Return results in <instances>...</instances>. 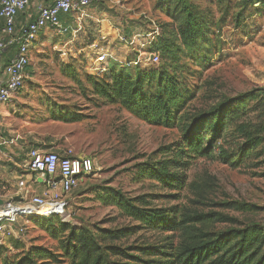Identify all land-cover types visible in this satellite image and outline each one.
Instances as JSON below:
<instances>
[{
    "label": "rangeland",
    "instance_id": "rangeland-1",
    "mask_svg": "<svg viewBox=\"0 0 264 264\" xmlns=\"http://www.w3.org/2000/svg\"><path fill=\"white\" fill-rule=\"evenodd\" d=\"M190 18L192 24L201 22L199 32L193 40H185L177 25ZM67 24L64 33L52 29L39 33L29 49L23 86L0 116V178L7 180L8 187L15 183L12 171L24 173L22 164L31 147L91 157L94 173L66 194V214L59 217L91 233L135 224L106 201L107 187L129 197L158 194L150 199L154 207L187 205L193 197L187 187L177 191L140 175L141 164L177 159L176 152L183 149L179 130L148 124L104 102L92 92L89 75H110L111 71L132 77L148 72H155L156 77L160 72L172 74L195 92L194 108L205 112L223 99L249 92L264 95V0L254 4L248 0H91ZM162 24L165 34L159 44L166 48L157 53V62H149L145 51ZM98 54H105L106 62L99 63ZM66 114L79 120L63 122ZM256 117L250 102L241 121L256 122ZM237 124L228 125L217 142L233 156L243 142ZM212 154L184 155L185 166L178 172L187 183L209 174L213 185L207 204L235 201L256 206L259 209L253 212L214 208L243 223L264 224V141L237 166L224 163L217 149ZM26 187L40 186L28 182ZM22 225L19 235L0 246V262L35 246L56 249L57 243L44 229L51 225L46 219H30ZM164 235L142 229L127 242L156 244Z\"/></svg>",
    "mask_w": 264,
    "mask_h": 264
},
{
    "label": "trees",
    "instance_id": "trees-1",
    "mask_svg": "<svg viewBox=\"0 0 264 264\" xmlns=\"http://www.w3.org/2000/svg\"><path fill=\"white\" fill-rule=\"evenodd\" d=\"M192 20L185 19L177 25L178 34L185 40H193L198 35L201 22L192 24ZM163 28L162 24L160 34L145 52L157 54L165 50L166 47L159 44L164 39ZM216 37L221 38L220 34ZM109 74L89 75L95 95L148 124L179 130L183 149L176 152L177 159L141 164L140 175L177 191L187 187L193 197L188 198L187 205L179 207L176 204L166 209L151 205L150 199L158 194L129 197L120 189L107 187L106 201L133 220L134 225L99 228L91 233L61 222L59 216L53 215L45 218L51 225L44 229L57 243L54 251L35 246L0 264H264V224L240 222L214 207L239 212H253L259 208L235 201L207 204L213 185L210 175L187 183L186 177L178 172L185 166L184 155L188 158L212 157L214 149L224 163L232 166L246 159L264 141V95L249 92L223 99L213 110L205 112L194 108L195 92L187 90L172 74L160 72L157 77L155 72L134 77L112 71ZM250 102L257 111L256 122L241 121ZM61 120L76 121L79 116L66 114ZM235 121L238 122L236 131L243 138L237 156L217 145L227 126ZM203 206L210 208L201 209ZM219 225L230 226L220 229ZM142 229L166 235L156 244H128L127 240ZM122 240L124 244H116Z\"/></svg>",
    "mask_w": 264,
    "mask_h": 264
},
{
    "label": "built area",
    "instance_id": "built-area-1",
    "mask_svg": "<svg viewBox=\"0 0 264 264\" xmlns=\"http://www.w3.org/2000/svg\"><path fill=\"white\" fill-rule=\"evenodd\" d=\"M30 0H0V53L15 48L14 53L3 66L0 79V105L13 99L21 89L29 66V49L38 39L39 33L46 29L58 33L67 31L60 24V15L83 12L91 0H52V3L38 8L37 16L22 26H16V16L29 7ZM94 46V45H90ZM105 54H98L99 63L106 62ZM149 62H157L158 55L148 53ZM138 63V62H136ZM2 142H0V145ZM24 173L32 183L43 187L41 193L25 191L21 200H3L0 189V244L10 237L19 235L25 223L31 218H49L53 215L63 217L68 205L66 194L94 173L95 164L89 156H75L70 150L62 154L31 147L27 150L22 164ZM17 185L26 186L21 177Z\"/></svg>",
    "mask_w": 264,
    "mask_h": 264
},
{
    "label": "crops",
    "instance_id": "crops-1",
    "mask_svg": "<svg viewBox=\"0 0 264 264\" xmlns=\"http://www.w3.org/2000/svg\"><path fill=\"white\" fill-rule=\"evenodd\" d=\"M51 3H52V0H30L29 7L24 12H22L16 16V20H15L16 26H22V25H25L28 22L32 21L37 16L39 7L46 6V5H49ZM72 16H73V14H68V15L61 14L60 15V24L62 25V27H65L68 30L69 27H68L67 22L70 19H72ZM0 24H1V20H0ZM47 30L48 29L43 30L40 34L45 33V31H47ZM52 31H54V30H52ZM14 51H15V48H10V49L4 50L3 52L0 53V79L2 78L3 66L9 60V58L12 56ZM13 99H11L9 102H7L5 104L0 105V116L3 113V111L5 110L6 106L12 104ZM1 145H0V147H1ZM51 151H55V152L61 153V154L64 152V151H61L57 148H56V150H51ZM18 172H20V171H18V170L12 171V175H11L12 179L16 178V181H15V183L13 182L12 184H10L9 187H8V185L4 184V183H7V180L0 178L1 179L0 185H2V186H0V189L2 190V193H3V200H11V201L17 202V201L21 200L20 195L24 194L25 191L30 192V193H41L43 191V187L40 184H38L40 187L36 188V189L26 187L27 183L31 182L29 175L26 173H23V172H20L18 174ZM21 177H28L29 178V179H27L26 186L24 188H19L17 185V182L19 179H21ZM34 184H36V183H34ZM11 187H13V188H11Z\"/></svg>",
    "mask_w": 264,
    "mask_h": 264
}]
</instances>
